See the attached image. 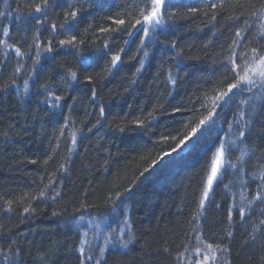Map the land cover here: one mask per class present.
<instances>
[{"label":"snow or ice","instance_id":"obj_1","mask_svg":"<svg viewBox=\"0 0 264 264\" xmlns=\"http://www.w3.org/2000/svg\"><path fill=\"white\" fill-rule=\"evenodd\" d=\"M96 5L97 0H23V6L27 9L25 11L19 0H3L4 10H0V76L12 67L8 63L11 54H14L17 62L14 71L3 85H0V94H10L11 89L22 103L25 98H30L35 88L33 81L38 80L36 65L41 62L44 54L64 51L65 54L79 55L82 46L90 42L89 30L92 28L89 23L81 32L80 25L87 19L85 14L91 15L89 10ZM179 5L180 0H125L116 13L107 15L109 25L93 30L92 35L95 36L96 31L102 34L117 33L127 37L123 39L125 46L135 43L138 38L135 54L131 57H139V66L135 68L134 75H139L144 70L149 49L154 45L169 51L173 67L179 69L184 55L182 50H177L176 39H168L169 29L177 18ZM202 9L203 15L208 17V23L211 25L212 37L218 38L215 29H223L228 33L229 43L227 47L223 44L219 46L221 55L214 61L212 75L199 78L201 87L198 91L202 95H194L189 97L186 103L172 107L171 117L180 125L174 129L175 135L161 134L156 141L162 145L161 149L150 159L147 166L139 171L135 180L129 185L121 183L114 186L106 194L104 205L108 208L107 212L93 216L92 213L86 212L88 206L82 203L74 209L70 219L65 217L61 227L66 229L64 235L72 237L69 244L53 245L46 251L33 255L36 248L33 242H28L29 248L26 251L19 240L12 239L13 233L0 228V264H52L53 256L61 249L74 258L77 264H109L112 255L131 256L141 239L134 227L131 206L128 203L133 198V188L137 186V181H140V177L148 180L174 160H181L191 154H195L200 163V190L197 210L193 215L197 226L193 231H203L201 222L207 220L205 214L209 206H214L217 210L226 209L228 226L223 229V237L217 239L228 240L229 243H206L202 236L196 235V244L192 251L196 258L193 260L185 257V253L191 251L190 247L185 245L184 252L176 254L175 264H231V260L226 257L231 253L230 242L235 238L234 227L244 226L246 221L257 214V209L259 216L264 217V121L260 122L259 130L254 132L259 117L264 115V0H200L197 7H190L187 11L198 14ZM52 17H56L58 23L53 21ZM221 20L224 23H221ZM13 23L17 31L25 32L24 42L28 40V35H31V42L26 43L27 51L23 50L24 42L9 43ZM22 24L31 27L24 29L21 28ZM42 30L50 33L47 41L41 39ZM224 31L219 35L223 36ZM114 39L116 37L111 35L105 37L101 53V59L109 56L105 69L108 75L114 70L119 71L124 63L122 54L125 47H119L115 52H111L109 48V40ZM211 44L212 39H209L204 45L205 49ZM29 59L32 61V68L25 73L22 71L25 67L24 61ZM51 59L54 60L55 56ZM78 63L79 67L61 66L58 83H43L34 93L38 97V111L39 106H43L49 122L60 125L59 135L54 136L55 146L50 148L47 158L43 161L45 165L57 155L60 137L64 136L65 129L71 123L70 114L76 110L77 105L82 106V101L72 93L84 92L87 89L84 99L91 100L93 106L99 109L100 116L105 115V108L98 103V87L106 77L95 71V67L99 65L94 57L80 56ZM162 69L163 64L158 66L155 79L165 77L169 97L174 99L180 79L179 71L173 72L172 67L166 72ZM131 83L136 84L137 80L133 79ZM208 93H211L210 97ZM155 111L156 106H153L147 116L140 115L126 120L123 124L117 123L116 130L124 133L134 125L132 130L148 132L157 119ZM85 114L90 115L87 111ZM99 124L101 120L97 119L87 131L92 132ZM80 131L83 132V129ZM69 135L71 144L76 146L75 132H70ZM72 151L73 148H69V153ZM30 162L37 163L36 160ZM57 171L66 172V163H61ZM56 183L53 179L45 185L51 195L49 191L42 189L31 199L55 200L61 195L60 191L54 188ZM59 183L62 184V181ZM234 188L238 191H233ZM217 194L225 197L223 203L216 202ZM25 199L27 194L22 195L15 203L19 205ZM13 205L14 201L7 199L0 211L5 214L12 213ZM34 211L29 203L27 207H23L22 215ZM60 215L58 212L52 213L53 217ZM234 215L239 216V222L234 219ZM24 218L27 219V216ZM257 233L264 236V218L251 224L249 239L245 240V244H250L258 255L259 264H264V240L259 239ZM3 243H6L7 247H4ZM156 251L157 255L161 251L170 254L167 247L158 248ZM25 256L28 259H25Z\"/></svg>","mask_w":264,"mask_h":264},{"label":"trees","instance_id":"obj_2","mask_svg":"<svg viewBox=\"0 0 264 264\" xmlns=\"http://www.w3.org/2000/svg\"><path fill=\"white\" fill-rule=\"evenodd\" d=\"M19 2L23 6V0ZM124 2L125 0H97V5L89 10L91 15L85 14L87 19L80 25V31L83 32L89 23L92 25L89 30L90 42L82 46L79 55L73 56L59 51L46 53L41 57V62L36 65L38 80L33 81L35 88L30 98H25L21 103L11 89L10 94H0V207L7 199L14 201L12 213L5 214L0 211V228L13 233L12 239L19 240L26 251L29 248L28 242H33L36 246L33 255L46 251L53 245L69 244L72 237L64 235L66 229L61 226L64 225L65 217L70 219L74 209L82 203L88 206L86 212L92 213L93 216L108 211L104 205L106 194L114 186L121 183L129 185L135 180L139 171L146 167L150 159L161 149L162 145L156 143L161 134L175 135L174 129L180 125L171 117L172 107L182 102L186 103L189 97L202 95L198 91L201 87L199 78L212 75L214 61L221 55L219 46L223 44L227 47L229 43L228 33L223 29H215L218 38L212 37L211 25L208 23V17L203 15V9L198 14L188 13L187 9L197 7L200 0H180L177 18L170 26L168 34L169 40L176 39L177 50H182L184 55L180 68L173 67L169 51L154 45L149 49L144 70L139 75H134L135 68L139 66V57L137 59L131 57L135 54L138 38L135 43L125 46L123 39H126V36L122 37L117 33L102 34L98 31L95 36L92 35L93 30L109 25L107 15L116 13ZM12 7H15V3ZM23 7L26 11V6ZM256 7H259L258 3ZM0 10H4L3 0H0ZM52 19L58 23L56 17ZM224 19L226 20V17ZM221 23L224 21L221 20ZM30 27L21 25L24 29ZM221 31H224L223 36L219 35ZM107 35L116 37L109 40L111 52L118 51L119 47H125L122 54L124 63L119 71L114 70L111 75L105 72L109 56L101 59ZM24 36L25 32L17 31L13 23L9 43L20 44L24 42ZM49 36V32L42 30V40L47 41ZM209 39H212V44L205 49L204 45ZM30 42L29 34L28 40L24 42V51H27L26 43ZM53 55L54 60L51 59ZM80 56L94 57L99 65L95 67V71L106 77L98 87L100 92L98 103L105 108V115L100 116L99 109L93 106L91 100L84 99V92L87 89L84 92L72 93L82 101V106L77 105L76 110L70 114L71 123L65 129L64 136L60 137L57 155L45 165L43 161L47 158L50 148L55 146L54 136L59 135L60 125L49 122L43 106H39L38 111V97L34 93L43 83L57 84V78L62 71L61 66L79 67ZM16 62L17 58L11 54L8 63L12 67L0 76V85H3L14 71ZM24 64L22 71L26 73L32 68V61L26 60ZM161 64L164 72L169 67H172L173 72L179 71L180 79L174 99L169 97L165 77L155 79L158 66ZM133 79L137 80L136 84L131 83ZM208 96L210 97L211 93H208ZM161 105L163 107H160ZM153 106H156L154 115L157 119L152 123L150 131L132 130L135 128L134 125L124 133L116 130L117 123L123 124L126 120L140 115L147 116V113L153 110ZM86 111L90 115H86ZM65 114H68L67 110ZM97 119L101 120V124L92 132H88L87 128ZM261 121H264V115L259 117L254 132L259 130ZM70 132L76 134V146L71 144ZM69 148H73L71 153ZM31 160H36L37 163L32 164ZM61 163H66V172L57 171ZM199 168L198 157L191 154L181 160H174L148 180L140 177L137 186L133 188V198L128 202L134 227L141 238L140 244L136 245L131 256L112 255L109 264H175L176 254L184 252L185 245L191 249L185 253V257L194 260L196 257L192 255V251L196 244V235L202 236L206 243H229L228 240L217 239L223 237V229L228 226L226 209L217 210L214 206H209L205 214L207 220L201 222L203 231H193L197 226L193 215L197 210L200 190ZM53 179L57 181L54 188L60 191V196L55 200L31 199L45 189V185ZM227 182L228 179L225 180V183ZM233 191L238 189L234 188ZM24 194H27V199L19 205L16 204L15 202ZM224 199L225 197L220 194L215 196L217 203H223ZM29 203L35 211L22 215L23 207H27ZM53 212L61 215L53 217ZM262 218L264 217L259 216L257 209V214L246 221L244 226L234 227L235 238L230 242V256L226 257L231 260V264H259L258 255L250 244H245V240L249 239L251 224L258 223ZM234 219L239 222V216L234 215ZM256 235L264 240L261 234ZM3 246L7 247V244L3 243ZM164 247L169 248L170 254L161 251L157 255L156 250ZM25 259H28L27 256ZM52 264H77V261L61 249L53 256Z\"/></svg>","mask_w":264,"mask_h":264}]
</instances>
